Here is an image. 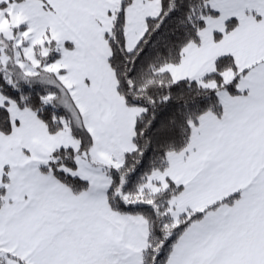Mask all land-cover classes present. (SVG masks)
<instances>
[{"label":"snow or ice","instance_id":"6c2138e0","mask_svg":"<svg viewBox=\"0 0 264 264\" xmlns=\"http://www.w3.org/2000/svg\"><path fill=\"white\" fill-rule=\"evenodd\" d=\"M0 264H264V0H0Z\"/></svg>","mask_w":264,"mask_h":264}]
</instances>
